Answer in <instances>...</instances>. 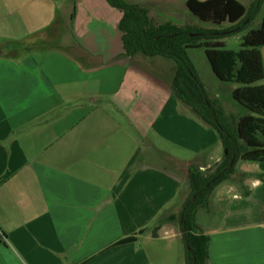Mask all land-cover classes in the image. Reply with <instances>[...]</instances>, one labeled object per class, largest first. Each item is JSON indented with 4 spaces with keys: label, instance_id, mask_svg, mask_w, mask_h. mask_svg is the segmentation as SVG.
I'll return each instance as SVG.
<instances>
[{
    "label": "crops",
    "instance_id": "0c3cea01",
    "mask_svg": "<svg viewBox=\"0 0 264 264\" xmlns=\"http://www.w3.org/2000/svg\"><path fill=\"white\" fill-rule=\"evenodd\" d=\"M120 17L106 0H0V264H182L187 169L222 144L173 96L174 64L124 55ZM255 164L199 229L206 264H264Z\"/></svg>",
    "mask_w": 264,
    "mask_h": 264
},
{
    "label": "trees",
    "instance_id": "16d2710c",
    "mask_svg": "<svg viewBox=\"0 0 264 264\" xmlns=\"http://www.w3.org/2000/svg\"><path fill=\"white\" fill-rule=\"evenodd\" d=\"M118 9L122 17L118 24L124 55L137 54L148 58L163 57L175 63L170 79L173 96L189 107L218 135L223 150L221 160L209 170L190 165L189 196L177 214L178 228L184 244V264H206L208 236L199 232L195 213L203 208L214 189L229 181L238 161L264 163V67L260 49L264 47V18L257 29L249 30L241 39L237 51L225 49L222 32L155 23L146 8L127 4L124 0H106ZM262 0L246 8L237 0H186L188 11L203 23L236 26L227 32L232 35L245 30L257 14ZM195 36H191V35ZM190 49H203L215 77L235 83L232 99L247 114L227 115L210 100L204 85L188 58ZM232 162V164H231ZM135 241L129 238L121 243Z\"/></svg>",
    "mask_w": 264,
    "mask_h": 264
},
{
    "label": "rangeland",
    "instance_id": "374dc122",
    "mask_svg": "<svg viewBox=\"0 0 264 264\" xmlns=\"http://www.w3.org/2000/svg\"><path fill=\"white\" fill-rule=\"evenodd\" d=\"M125 1V0H124ZM130 5H138L140 7L151 9V16L158 19L159 22L165 23L169 22L176 26H192L195 28L205 29V30H214L217 32H222L226 36L222 39L225 49L237 51L239 49V44L242 37L252 29H257L261 26L262 20L264 18V0H262L259 10L256 15L253 16L248 27L241 31L234 33L232 35H227V32L234 30L236 26L224 23L221 26H214L209 23H203L194 17L186 8V0H128ZM246 8H250L257 0H238ZM132 3V4H131ZM117 12H121L114 8ZM121 18V17H120ZM188 58L192 62L197 75L204 85V88L210 98L216 105L223 109L227 115H232L234 117H239L247 114V111L238 105L232 99V91L237 87L235 83H227L218 80L215 75L212 73L210 65L205 57L203 49H190L187 51ZM159 60L166 61L167 65H175L172 59L158 57ZM159 70H166L163 65L156 67ZM162 68V69H161ZM219 153L224 154L223 147H220ZM193 165V164H192ZM197 165V164H194ZM255 163L242 162L238 161L235 166V173L229 181H226V186L235 185L234 189L239 188L243 184V176H241L242 171H256L258 168L255 167ZM217 190L213 195L207 200L206 205L203 208L198 209L196 212V222L198 229L200 227H217L219 224L222 215L220 211L223 209L222 202H218V205L214 206L215 200L219 198L221 192H223L226 197H232V191H228L226 187H217ZM189 196V190L188 195ZM201 231V230H200ZM179 250L181 253V263L184 264V253L185 248L182 240L179 241ZM178 258V257H177ZM168 257L167 264H175L178 260ZM178 264V262H177Z\"/></svg>",
    "mask_w": 264,
    "mask_h": 264
},
{
    "label": "clouds",
    "instance_id": "9594fccd",
    "mask_svg": "<svg viewBox=\"0 0 264 264\" xmlns=\"http://www.w3.org/2000/svg\"><path fill=\"white\" fill-rule=\"evenodd\" d=\"M260 181L259 180H255L253 181L252 183V187L255 188V187H258L260 185ZM236 186L235 185H230L229 186V191H232V189H234ZM238 195V193H234L233 194V198H236V196Z\"/></svg>",
    "mask_w": 264,
    "mask_h": 264
},
{
    "label": "water",
    "instance_id": "95a60500",
    "mask_svg": "<svg viewBox=\"0 0 264 264\" xmlns=\"http://www.w3.org/2000/svg\"><path fill=\"white\" fill-rule=\"evenodd\" d=\"M191 36H195V35L193 34V35H191ZM224 153H226V152L224 151ZM231 164H232V162H231Z\"/></svg>",
    "mask_w": 264,
    "mask_h": 264
}]
</instances>
